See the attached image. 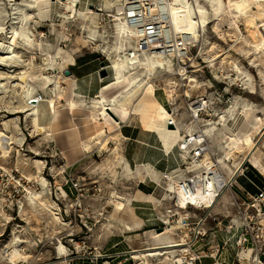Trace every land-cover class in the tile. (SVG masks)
I'll list each match as a JSON object with an SVG mask.
<instances>
[{"label": "rangeland", "instance_id": "rangeland-1", "mask_svg": "<svg viewBox=\"0 0 264 264\" xmlns=\"http://www.w3.org/2000/svg\"><path fill=\"white\" fill-rule=\"evenodd\" d=\"M21 1L0 0V6L9 12L5 16L3 10L0 9L1 23L4 20L7 24L10 22V13L12 12L10 3H21ZM26 1L35 2L34 0ZM222 1L227 6L228 0ZM235 1L240 0H231V2ZM245 1L248 5L243 12H239L234 5L227 8L225 16L217 22L219 30L215 29L213 22L207 25L206 35L216 45L213 53L208 56L211 58L217 52H226L238 65L253 75L254 92H250L251 88L246 89L241 80H236L235 74L227 75L217 69H209L206 59L198 55L197 47H191V58L196 61L201 77L207 82V91H209L211 82L218 88L222 84L217 80L223 79L230 90L232 87L238 89H233L231 92L235 100L240 96L243 97L241 101H246L245 103L262 106L264 104V80L259 70L261 69L264 73V54L260 45H255L260 41V35L264 34V0ZM99 2L100 0H88L85 4V7L89 6L96 12L95 16L99 21L94 43L86 41L88 31L85 21L78 18H63L60 14L64 12V8L58 3L46 5L35 2V13L31 22L36 38L34 48L30 50L20 45L19 58H15V64H0V83H3V86L0 87V131L4 130L13 136L8 157H1L0 153V264H11L10 258L15 264H51L54 262L55 264H105L106 262L110 264H145L146 262L144 259L133 260L130 252L144 250L152 245V240L149 237L151 228L149 231L142 232L144 239L141 241L124 243L123 240L125 234L140 231L132 225H130L132 230H126L124 226L133 218L132 205L129 204L131 197L136 193L139 179L124 170V146L120 140L116 139L115 130L107 132V137L102 144H96L95 140L82 137L84 132L83 117L81 113H72L68 110L66 98L63 101H60L58 97L55 98L58 101V109L61 111V133L58 138L33 133L31 123L24 120V114H20V129H17L14 124L17 115L10 109L11 102L17 104L21 99L20 77L29 67L26 65V61L32 55L31 52H36V54L47 52L61 63V59L56 56L59 49L70 52L74 58H78L80 61L91 59L88 66L91 64L93 73L88 72L86 77L80 78L74 92L80 107L94 109L93 95L83 93L81 87L85 81L87 82L93 77H96L97 80L103 79L100 81V85L111 79L109 68L106 69L109 73L107 77L102 78L98 74L100 63L104 59L106 60L101 54L99 46L114 40L112 35L115 31V26L109 17L101 11H97L96 4ZM118 3L113 1L112 8L115 9ZM90 5L94 7H90ZM78 7L84 8L80 3ZM65 52L61 54L65 55ZM252 58L255 59L254 62H251ZM165 59L172 64L173 68L176 66L175 60ZM41 62L42 60L37 55V58L33 60V65H38ZM73 68L68 65L65 70L73 71ZM65 70L61 75L66 76ZM53 72L54 70H46L44 75H52ZM176 72L178 71L174 69L173 73ZM137 75L141 76L139 73ZM62 80L64 82L58 84L56 93L66 96L68 85L65 79L62 78ZM150 81L155 87L156 100L168 111L172 109L177 112L178 125L180 130H184L188 124L186 87L184 86L186 80L182 81L180 76L157 68L150 76ZM235 84L238 87H235ZM171 86L173 87L170 88ZM50 87L54 89L55 85ZM36 88L43 97L46 96V93L40 90V83L36 84ZM199 91L200 89L193 91V96L199 94ZM117 99L119 102L125 101L121 91L118 93ZM39 108L43 113L39 118V123L42 124L49 115L43 105H40ZM216 109L215 105L212 106V116H215ZM151 115L132 116L133 120L138 118L147 121ZM4 122L7 123L6 127ZM69 125L76 126V131L81 133L80 143L84 149L86 148L83 152L74 153L75 145L71 144L73 141L69 140L70 137L67 134ZM218 132L219 129L216 128L215 134ZM212 139L209 140L210 144ZM4 141L9 142L7 139ZM66 146L70 149L66 150L67 157L62 153ZM211 151L215 152L216 146L211 147ZM174 153H177L176 156L180 162L181 153L177 149V144L174 147ZM24 158H29V160L22 161ZM35 159L40 161V173L35 166ZM164 161L165 158L163 163ZM130 167L133 170L136 168L132 164ZM144 184L151 190L162 191L160 186L155 185L149 179H145ZM59 187L63 188L65 195L58 190ZM233 188H236V184L233 185ZM27 189L42 191L44 199L56 208V212L66 224L56 223L50 211H46L38 205H29L25 199ZM115 195H121L127 199V207L124 210H118L115 202L110 203V200L116 199ZM22 202L23 209L21 211L20 204ZM234 210L231 188H227L224 196L218 199L208 222L213 225L215 223L213 218L225 221V217ZM16 225L21 230L23 228L19 232V236L24 242L13 244L11 242L12 232ZM118 239L122 240L120 247L113 245ZM60 242L63 243L66 250L64 255L59 253ZM111 245L113 246L111 247ZM206 249L207 245L199 251ZM163 259V256L149 258V264H172Z\"/></svg>", "mask_w": 264, "mask_h": 264}, {"label": "bare ground", "instance_id": "bare-ground-1", "mask_svg": "<svg viewBox=\"0 0 264 264\" xmlns=\"http://www.w3.org/2000/svg\"><path fill=\"white\" fill-rule=\"evenodd\" d=\"M34 1L46 5L49 3H58L64 8V12L60 14L63 18H78L83 22L85 21L88 31L86 41L89 43L95 42L94 37L97 36L99 21L95 16L97 15L96 12L90 9L89 6L85 7L88 0ZM113 1L120 2L122 0H100V2L96 4L97 11L105 13L110 21L113 22L115 31L112 35L114 40L109 41L106 45L99 46L101 54H103L109 62L111 79L100 85L96 94L92 97L94 109L80 107L75 99L76 93L74 90L77 87L76 78L74 76L66 77L61 75L62 71L65 70L69 64L74 62V56L70 52L59 49L56 56L61 59V63L55 58H52L47 52L41 54L31 52L32 55L29 60L26 61V65L29 67L28 69L26 68L20 77L21 99L17 104L11 102L12 106H10V109L17 115L14 119L15 127L20 129V114H24V120L31 123L33 133L36 132L39 135L46 134L58 138L61 133V111L58 109V101H56L55 98L58 97L60 101L66 98L65 101L68 102V110L72 113H81L83 117L84 132L82 137H88L89 139L95 140L96 144H102L107 137V132L115 130L118 120L126 121L131 115L144 116L152 114L153 119L149 127L156 132L163 150L169 152L176 144H181L180 140H183L182 138H184V136L179 126L175 127V129L166 126L165 123L170 117V112L156 100L154 93L155 87L150 81V76L154 74L157 68L164 69L168 73L171 72V74H185L184 80H186V83L184 86L186 87V98L193 97V91L200 87L207 88V82L201 77L196 61L188 55L182 54L179 56L174 68L168 60L155 53L143 54L140 58L137 57L136 54L131 56L130 48H132V40L135 39V34L131 28L123 25L118 15L114 13V9L112 8ZM35 2L22 0L21 3H10L12 10L10 13V22L8 24L5 22L6 20H4L3 23L0 22V53L2 54L0 56V64H15V58H19L18 51L20 45L30 50L34 48L33 46L36 43V38L31 22L35 13ZM168 2L167 7L172 14L175 31L187 35L189 42H192V46L197 47L198 55L203 56L208 62L209 69H217L227 75L231 73L235 74V79L241 80L245 85L244 87L246 89L251 88L250 92L253 93V75L238 65V63L231 59L226 52H217L209 58L208 55L213 53L216 45L206 35L207 25L212 22L215 29L219 30L217 22L225 16L228 7L230 8L234 5L239 12H243L248 3L245 0L235 2L228 0L226 6L222 0H168ZM79 3L84 8L78 7ZM0 9L3 10L5 16L9 14L3 7L0 6ZM179 9L187 12V26H181L180 20L175 16L176 11ZM236 27L239 29L238 25H236ZM94 32L96 34H93ZM253 33L255 37V32L253 31ZM260 37V41L255 46L260 45L261 51L263 50L264 54V34H261ZM62 52H65V55H62ZM37 55H39L42 62L38 65H33V60L37 58ZM254 61L255 59L252 58L251 62ZM186 64H189L188 68L191 69V71L186 69ZM174 69L178 72L173 73ZM46 70H54V72L52 75H44ZM56 70L58 71L56 72ZM259 72L264 80L263 71L260 69ZM137 73L141 74L143 77L138 76ZM62 78L66 80L68 85V93L66 96L56 93L58 84L63 81ZM100 80L102 81L103 79L100 78ZM37 83H40V90L46 93L45 97H43L36 88ZM2 84L3 83H0V87L3 86ZM51 85H55V88L52 89L50 87ZM172 87L173 86L170 88ZM120 91L125 97L124 102H119L117 99ZM242 98L243 97L239 98L235 103H232L227 111L220 114L221 117L217 120L221 127L219 128L218 134H214L215 136L210 144V147L216 146L215 156L219 159L222 171L224 170L227 173L233 172L235 167L239 166L245 158L255 151L261 141L262 132L264 130V104L262 106H255L245 103L246 101H241ZM40 105L46 108L47 114L49 115L47 120L42 124L39 123L40 115L43 114L39 108ZM114 116H116L118 120L115 119ZM212 125L214 124L205 127L207 135L212 134V130L216 129V126ZM4 126H7L6 122H4ZM187 127H190V124H187ZM76 130V126L69 125L67 134L70 137L69 140L73 141L71 144L74 143L75 145L73 147L74 153H79L83 152L86 148L84 149L82 147L80 143L82 138L80 135L81 133L79 134V131ZM4 139L9 140V142L4 141ZM12 139L13 136L10 135L9 132H5L4 130L0 131L1 157H8L10 152L9 148L13 142ZM208 142L210 143V141ZM62 153L64 156H68L66 150H63ZM180 159L188 164V153L181 152ZM28 160L29 158L22 159V161L25 162ZM39 162L40 161L35 159V166L40 173L41 166ZM123 163L124 170L130 172L139 180L150 177L152 181L159 182L161 179L162 172L153 166L147 164L136 165V168L133 170L125 158ZM195 167V164L188 165L190 170H196ZM45 183L47 184V181H45ZM168 186L169 188H174L172 184ZM226 189L222 190V193L219 194V198L224 196ZM58 190L65 195V191L62 187H59ZM136 194L137 196L134 194L131 198H138L144 195L139 188H137ZM144 196L149 199L154 198L152 194H146ZM115 197L116 199L111 200L110 203L112 204L115 202L118 210H124L127 199L121 195H115ZM25 199L29 205H38L44 210L50 211L56 223L62 225L66 224L59 216V213L56 212V208L44 199L42 191L27 189ZM179 202L181 207H184L187 199L183 197ZM20 209L22 211L23 202L20 204ZM124 226L126 230L133 229L128 224ZM22 230L19 229L17 225L13 228L11 239L13 244L24 242L19 236V232ZM174 235H176L175 230L169 226L161 233L152 230L149 236L152 240V245L144 250H132L130 252L132 258L135 261L144 259V261H146L145 264L150 263L149 258L160 256L168 260L178 258V262L181 259L180 252H184V249L180 250V248H183L184 243H180L178 242L179 240L173 239ZM143 239L144 234L141 232L127 233L123 237L126 243H135ZM58 248L59 253L64 255L66 250L62 242H60ZM250 253L251 251H248L241 255L249 257ZM9 260L11 264H15L11 258ZM51 264H55V262ZM105 264L110 263L106 262Z\"/></svg>", "mask_w": 264, "mask_h": 264}, {"label": "built area", "instance_id": "built-area-1", "mask_svg": "<svg viewBox=\"0 0 264 264\" xmlns=\"http://www.w3.org/2000/svg\"><path fill=\"white\" fill-rule=\"evenodd\" d=\"M168 3V0H122L116 5L114 13L118 15L122 24L131 28L135 34L132 48H130L131 56L136 54L140 58L143 54L155 53L175 60L176 64L177 58L182 54L191 57L192 42H189L187 35L175 31L173 17L167 7ZM186 13L185 10L180 9L175 13L181 26H187ZM103 62V68L108 69V62L105 59ZM188 66L189 64H186V69H189ZM178 76L184 81L185 74H178ZM217 81L222 84L218 88L211 82L209 91L207 88L200 87L199 94L187 98L186 116L190 127L181 129L184 138L180 140V145L177 144V149L180 153H188V164L181 160L177 163V168L162 172L159 182L147 177L173 196L172 206L165 208L163 214L153 216L155 224L151 228L156 231L155 226H157L164 231L169 226L176 232L173 239L184 243L183 248H180V250L184 249V252H180L181 259L178 262V258L168 260L164 257L163 260L170 261L172 264H195L204 256L220 264L217 262V255L223 250L228 238L220 245L216 240V231L220 230L221 221L213 218L215 224L210 228L206 227V223L212 217V210L222 190L231 188L236 176H245L248 168L247 158H245L233 172L229 173L230 176H227L222 171L215 152L211 151L208 141L213 138L216 129L212 130V134L207 135L205 127L214 124L219 129L221 125L217 119L221 117L220 114L241 98L238 96L235 100L231 94L233 89L238 90L237 88L232 87L230 90L226 81L223 79ZM214 105L217 109L215 116H212L211 109ZM169 112L170 117L165 124L167 127L172 125L170 128L175 129L179 126L177 112L172 109ZM189 164H195L196 170H190ZM169 184H172L174 188H169ZM245 195L246 199L240 202L233 200L235 214L227 217L225 229L230 231L231 237L235 238L236 246L239 247L235 253L237 263L264 264V257L261 258L258 254V250H262L264 245V187H257L255 194L245 192ZM183 197L187 199V202L184 207H181L179 200ZM206 245V250L199 251ZM248 251H251L249 257L241 255Z\"/></svg>", "mask_w": 264, "mask_h": 264}, {"label": "crops", "instance_id": "crops-1", "mask_svg": "<svg viewBox=\"0 0 264 264\" xmlns=\"http://www.w3.org/2000/svg\"><path fill=\"white\" fill-rule=\"evenodd\" d=\"M90 60L91 59L80 61L78 58H74V62L69 64L70 66L74 67V70H71V72L72 76L76 78V81H78L82 77H86L89 74L88 72L93 73V71L91 70V64L90 66H88ZM100 81V78L99 80H97L96 77H93L87 82L85 81L81 87L82 92L90 93L94 96L98 88L100 87ZM152 119L153 115H151L150 119L147 121H142L138 118H135V120H133V116L131 115L126 121L118 120V124L115 128V132L117 134L116 139L120 140V142L124 146V158L128 161L130 166L131 164L135 166L147 164L155 167L160 172L177 168V163L179 162L176 156L177 153H174L175 146L169 152L163 150L156 132L151 127H149L151 125L150 122L152 121ZM68 149L69 148H67V146L64 147V150ZM164 158L165 161L163 163ZM246 164L248 168L245 176L237 175L234 183V185L236 184V188H233V186L231 187V198L232 200H236V202H240L241 200L246 199L245 192H248L249 194H255L257 192V187H264V135L262 136V140L260 141L255 151H253L252 154L247 157ZM158 165L160 166L158 167ZM225 173L227 176L230 175L227 172ZM145 179L148 178L145 177L144 180H139L138 188L143 192L144 195L152 194L154 198L149 199L143 195L138 198L134 197L133 199H131L129 205H132L131 211L133 218L126 223L132 225L134 228H137L138 230H140L138 232L141 233L149 231L150 228L153 227V225L155 224L153 216L155 214H163L165 208L172 206L173 199V196L170 192L167 193L163 190L159 192L156 191V189H149L148 186L144 184ZM135 196H137L136 193ZM125 207H127V204ZM214 208L212 212L214 211ZM235 210L230 212V214L225 217V221L218 220L221 221V223L224 222V224L221 225L220 230L216 231V240L221 245L225 241V239L228 238V241H226L223 246V250H221L217 255V262L220 264H239L237 263V258L235 255L236 250H238L239 247L236 246L235 238L231 237L230 231L225 229L227 217L230 215L233 216V214H235ZM214 224L215 223H213V225ZM213 225L208 221L206 223L207 228H210ZM121 243L122 240L118 239L114 242L113 245L116 247H120ZM113 245H111V247ZM260 250H258V254H260L261 258H263L264 245L262 247V250ZM203 251L204 250H202V252ZM195 264H216V262L213 259L204 256L200 258V260Z\"/></svg>", "mask_w": 264, "mask_h": 264}, {"label": "water", "instance_id": "water-1", "mask_svg": "<svg viewBox=\"0 0 264 264\" xmlns=\"http://www.w3.org/2000/svg\"><path fill=\"white\" fill-rule=\"evenodd\" d=\"M90 7H94V6L90 5ZM100 66H101V68L98 71L99 76L102 77V78L107 77L109 75V73H108V71L105 68H103V66H104V62L103 61L100 63ZM64 74L66 76H70V75H72V72H71V70L66 69L64 71ZM114 118L118 120V118L116 116H114ZM169 127H172V125H169ZM155 228H156L157 232H162L163 231V229L161 227L155 226Z\"/></svg>", "mask_w": 264, "mask_h": 264}]
</instances>
